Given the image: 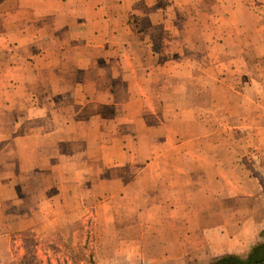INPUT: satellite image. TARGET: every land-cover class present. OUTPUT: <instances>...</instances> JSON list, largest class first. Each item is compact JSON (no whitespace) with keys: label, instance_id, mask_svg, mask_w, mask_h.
I'll list each match as a JSON object with an SVG mask.
<instances>
[{"label":"crops","instance_id":"crops-1","mask_svg":"<svg viewBox=\"0 0 264 264\" xmlns=\"http://www.w3.org/2000/svg\"><path fill=\"white\" fill-rule=\"evenodd\" d=\"M178 1L0 0V264H18V246L23 253L20 244L34 238L49 242V237L66 232L84 217L85 207L99 200V194L109 201L136 198L129 215L141 216L140 208L151 197L163 201L176 197L174 186H185L194 165L201 164L145 155L167 150L148 136L155 126L148 124L146 106L155 103L176 109L181 102L188 109L189 105L185 92H179V81L163 79L181 72L174 58L179 40L190 36L180 34L177 19L164 12L195 7ZM216 1L215 9L221 10L222 1ZM204 15L201 24L208 26L209 12ZM256 25L251 39L261 51L255 55H264V27ZM210 40L209 32L202 31L201 55H208ZM157 58L160 63H153ZM155 73L159 76L153 83ZM260 102L253 100L262 108ZM106 106L116 112L103 115L100 109ZM50 114H57L62 122L51 123L55 119ZM190 114L181 120L192 122L194 113ZM251 115L255 116L251 120H264V113ZM123 123L137 126L124 131L119 127ZM254 131L264 143V124H255ZM98 142L102 144L95 146ZM129 142L142 148L141 159L129 158ZM170 147L180 153L197 151L192 135ZM225 168L213 165L219 172ZM208 177L215 179L216 174L208 171ZM87 185L107 188L97 193ZM201 228V234L187 236L182 231L163 244L174 252H186L202 247L209 234L222 243L261 241L257 230L243 231L241 236L237 229L222 234L219 227ZM139 240L131 245L121 239L106 242L113 252L119 250L118 255L134 257L141 252ZM160 244L158 238L154 244L158 254L164 251ZM27 257L23 264H48L43 253L34 262Z\"/></svg>","mask_w":264,"mask_h":264},{"label":"rangeland","instance_id":"rangeland-1","mask_svg":"<svg viewBox=\"0 0 264 264\" xmlns=\"http://www.w3.org/2000/svg\"><path fill=\"white\" fill-rule=\"evenodd\" d=\"M185 1L179 0L178 4H194L195 7L164 11L167 16L177 19L180 34L190 36L178 42L179 51L173 64H178L181 72L177 76L169 73L163 79L173 80L175 77L179 81V92H185L188 109L181 102L176 109L175 106L155 103L146 106L150 108L146 116L148 124L155 126L148 136L163 143L158 147L167 150L145 155L152 160L201 164L194 165L193 175L188 176L185 186H174L172 190H175L176 197L167 201L151 197L140 208L141 216L129 215L133 211L131 207L137 204L136 198L109 201L99 194V200L91 202L92 206L83 207L84 217L67 227L66 232L49 237V242L34 238L20 244L23 253H19L18 246V264L24 263L25 254L34 262L41 258V253L46 256L48 264H208L217 254L226 251L245 255L252 244L235 240L222 243L211 234L202 247L198 245L186 252L178 249L174 252L163 244L166 238L182 231L187 236L194 232L201 234V225L208 229L219 227L222 234L226 231L233 234L237 229L241 236L243 231L257 230L261 240L264 239V143L260 142L261 136L257 138L252 133H255V124H264V120L250 118L255 117L251 115L253 112L264 113V55H255L261 50L258 51L251 39L255 24L264 27V0H221V10L215 9L216 0ZM202 4L209 8H203ZM206 11L209 12L208 26L201 24ZM202 31L210 34L208 55L205 52L201 55ZM160 61L157 58L153 63ZM156 75L158 73L151 75L153 83L157 81ZM153 92L155 85L150 93ZM255 98L261 100L262 108L253 103ZM100 111L103 115L116 112L108 106ZM190 111L194 113L193 121L189 117L188 121L181 120L187 113L190 116ZM50 115L55 119L51 123L59 122L57 114ZM47 123L49 128L50 121ZM65 123L69 124L68 121ZM123 125V128L119 127L124 131L137 126L135 123ZM4 127L2 122L1 129ZM100 127L103 129L102 122ZM173 133L177 136L173 137ZM190 135L197 146L196 152L180 153L170 147ZM19 144L25 146L26 142L20 141ZM99 144L102 142L95 146ZM127 148L129 158H142V148L137 144L129 142ZM21 155L25 157L27 154L22 152ZM214 163L225 166L224 172L214 170ZM208 171L216 174V178L209 179ZM223 177L226 179H220ZM87 187L94 188L97 193L100 190L105 192L107 188L104 185ZM183 225L186 227L181 229ZM155 237L164 246L161 254L155 249ZM107 238L117 242L121 239L123 244L130 245L140 239L141 252L134 257L118 255L119 250L113 252ZM196 240H193L194 244ZM209 240L213 243L209 244Z\"/></svg>","mask_w":264,"mask_h":264},{"label":"trees","instance_id":"trees-1","mask_svg":"<svg viewBox=\"0 0 264 264\" xmlns=\"http://www.w3.org/2000/svg\"><path fill=\"white\" fill-rule=\"evenodd\" d=\"M208 264H264V239L253 243L245 255L226 253L214 257Z\"/></svg>","mask_w":264,"mask_h":264}]
</instances>
